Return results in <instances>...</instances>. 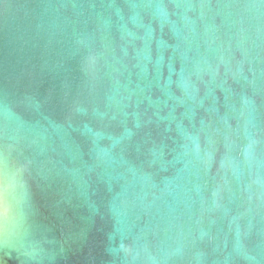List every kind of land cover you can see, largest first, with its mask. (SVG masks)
<instances>
[{
  "label": "water",
  "instance_id": "water-1",
  "mask_svg": "<svg viewBox=\"0 0 264 264\" xmlns=\"http://www.w3.org/2000/svg\"><path fill=\"white\" fill-rule=\"evenodd\" d=\"M0 264H264V0H0Z\"/></svg>",
  "mask_w": 264,
  "mask_h": 264
}]
</instances>
